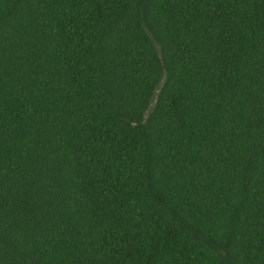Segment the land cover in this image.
<instances>
[{
  "label": "trees",
  "instance_id": "16d2710c",
  "mask_svg": "<svg viewBox=\"0 0 264 264\" xmlns=\"http://www.w3.org/2000/svg\"><path fill=\"white\" fill-rule=\"evenodd\" d=\"M0 264H264V0H0Z\"/></svg>",
  "mask_w": 264,
  "mask_h": 264
}]
</instances>
